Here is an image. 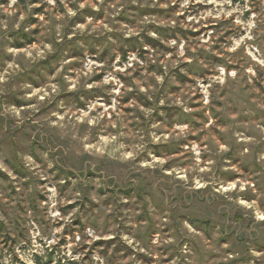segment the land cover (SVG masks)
<instances>
[{
	"label": "rangeland",
	"instance_id": "1",
	"mask_svg": "<svg viewBox=\"0 0 264 264\" xmlns=\"http://www.w3.org/2000/svg\"><path fill=\"white\" fill-rule=\"evenodd\" d=\"M38 259L264 264V0H0V264Z\"/></svg>",
	"mask_w": 264,
	"mask_h": 264
},
{
	"label": "trees",
	"instance_id": "2",
	"mask_svg": "<svg viewBox=\"0 0 264 264\" xmlns=\"http://www.w3.org/2000/svg\"><path fill=\"white\" fill-rule=\"evenodd\" d=\"M48 258H49V260H51L50 255L48 256ZM37 262H38L37 264H40V263H39V262H40L39 259L37 260ZM69 263H70V264H74L73 262H72V263L69 262Z\"/></svg>",
	"mask_w": 264,
	"mask_h": 264
}]
</instances>
